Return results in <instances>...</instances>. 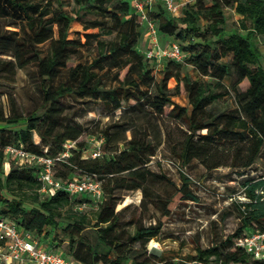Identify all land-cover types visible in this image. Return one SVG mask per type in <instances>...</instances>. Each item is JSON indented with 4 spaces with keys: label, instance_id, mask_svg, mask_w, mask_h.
I'll list each match as a JSON object with an SVG mask.
<instances>
[{
    "label": "trees",
    "instance_id": "16d2710c",
    "mask_svg": "<svg viewBox=\"0 0 264 264\" xmlns=\"http://www.w3.org/2000/svg\"><path fill=\"white\" fill-rule=\"evenodd\" d=\"M226 8L240 17L244 36L226 34ZM145 13L159 38L180 42L183 63L164 60L153 72L150 59L137 49L142 24L128 0H0V82H13L18 70L30 69L39 100L23 112L0 89V98L6 96L5 105L0 103V219L30 233L48 252L79 264H127L133 245L145 249L180 203L197 201L181 173L180 186L167 197L153 191L154 185L170 183L148 168L161 145L180 170L193 160L206 170L246 169L264 148V53L256 44L264 37V0H190L177 16L155 3ZM75 23L82 32L71 39ZM185 65L199 78L185 72ZM230 94L234 109L211 112L214 102ZM67 97L99 103L110 115L91 133L102 139L100 157L86 155L82 130L63 102ZM69 143L75 148L66 149ZM7 147L46 158L67 152L55 163L53 179L96 181L100 201L63 189L41 192L38 165H18L5 155ZM241 184L245 201L237 203L240 224L231 235L197 247L193 255L159 258L157 264H264V258L236 246L248 234L264 233V178ZM135 191L141 193L140 204L146 201L159 217L154 224L135 225L125 241L115 207ZM58 228L68 240L63 251L53 242ZM89 228L95 231L94 243L80 238ZM153 260L148 255L129 264Z\"/></svg>",
    "mask_w": 264,
    "mask_h": 264
},
{
    "label": "rangeland",
    "instance_id": "374dc122",
    "mask_svg": "<svg viewBox=\"0 0 264 264\" xmlns=\"http://www.w3.org/2000/svg\"><path fill=\"white\" fill-rule=\"evenodd\" d=\"M224 14L226 16V34L238 32L244 36L245 32L238 27L239 17L232 9H224ZM7 29L14 30L10 27ZM74 32H82L78 23L73 24L69 38H74ZM157 40L161 48L172 43L180 47V42L173 38H159L157 36ZM256 44L260 53H264V37H257ZM46 46L47 44L44 45V47ZM137 49L144 56L145 52L149 50L148 41L142 39V35ZM185 57L183 55L176 62L183 63ZM260 61L264 64V59ZM160 62L150 59V66L155 74L162 67ZM184 71L194 79L199 78L195 70L189 65L184 66ZM29 72L30 69L18 70L13 82H0V89L4 90L6 94L12 95L19 109L23 112L32 110L39 104L35 84ZM230 82V77L224 80L226 86H229ZM5 100L6 96H2L0 103L5 105ZM174 101L183 104L181 98H174ZM63 102L68 115L82 130L79 141L85 144L86 155H88L95 145V140L99 138V135H92L91 133L99 131L100 127L107 123L110 115L99 103L93 101H79L67 97ZM234 108L235 104L231 94L210 106V110L214 114L227 112ZM118 113L117 111L115 114ZM32 141L34 143L39 141L34 133L32 134ZM71 147L75 148L74 143L67 144L66 149ZM148 168L152 172L164 174L170 180L169 184L162 183L152 186L156 194L167 197L172 193L175 186H180L181 173L188 178L190 189L196 195L197 201L180 203L161 228L160 233L149 241L145 249L140 248L138 244L133 245L129 250L127 264L130 263L131 259L144 258L148 255L154 258V264H157L159 258L177 260L193 255L197 247L207 248L231 235L240 224L237 203L245 201L241 183L247 179L264 178V148L260 150L253 164L246 169L219 167L206 170L197 160H193L180 170L167 146L161 145L155 155L151 157ZM140 201V191L127 192L115 207V211H119L118 229L125 241L132 234L135 225L148 226L154 224L159 217V212L153 206L146 201L141 205ZM30 206V204L26 205V207ZM52 237L60 251L67 249L68 240L60 228L53 232ZM95 237L94 229L89 228L80 238L83 241L94 243ZM96 248H100L99 244Z\"/></svg>",
    "mask_w": 264,
    "mask_h": 264
},
{
    "label": "built area",
    "instance_id": "2783aa9c",
    "mask_svg": "<svg viewBox=\"0 0 264 264\" xmlns=\"http://www.w3.org/2000/svg\"><path fill=\"white\" fill-rule=\"evenodd\" d=\"M129 5L136 13L146 34L149 50L145 52L147 59L157 61H178L183 55L176 44H170L161 48L157 40V31L146 13L145 7L155 3H161L167 12L177 16L181 7L187 3L179 0H128ZM189 2V1H188ZM102 139L95 140V145L90 151L91 158L101 155L100 146ZM6 156L18 165L35 164L40 168L38 180L42 183L41 192L52 194L56 189H63L70 196L86 194L94 202L101 199L100 184L90 179H73L65 184L53 179V168L56 162L68 156L67 152L55 158L38 157L24 151L22 148L7 147L4 150ZM236 246L243 248L247 253L257 258H264V233L248 234L237 240ZM0 264H79L72 260H66L62 256L48 252L37 244L30 233H25L11 223L0 219Z\"/></svg>",
    "mask_w": 264,
    "mask_h": 264
},
{
    "label": "crops",
    "instance_id": "0c3cea01",
    "mask_svg": "<svg viewBox=\"0 0 264 264\" xmlns=\"http://www.w3.org/2000/svg\"><path fill=\"white\" fill-rule=\"evenodd\" d=\"M179 1H182V2H188V1H190V0H179ZM238 16V15H237ZM239 17V16H238ZM240 18V17H239ZM140 33H141V35H142V39H144L145 41H148L147 40V37H146V34L144 33V29H143V27H141L140 28Z\"/></svg>",
    "mask_w": 264,
    "mask_h": 264
}]
</instances>
